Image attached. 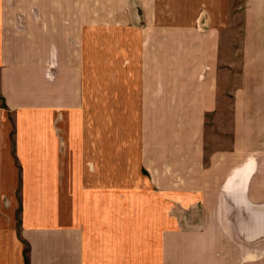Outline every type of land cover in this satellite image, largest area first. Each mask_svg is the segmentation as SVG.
I'll use <instances>...</instances> for the list:
<instances>
[{"label": "crops", "instance_id": "0c3cea01", "mask_svg": "<svg viewBox=\"0 0 264 264\" xmlns=\"http://www.w3.org/2000/svg\"><path fill=\"white\" fill-rule=\"evenodd\" d=\"M251 2L0 0V264L10 241L17 264L27 245L30 264H171L187 250L185 211L203 200L216 212L213 237L220 221L226 241L201 239L194 258L206 259L194 263L264 264L254 161L231 169L228 150L208 151L206 137L219 24L264 21ZM95 27L134 38L129 80L118 69L127 61L90 56Z\"/></svg>", "mask_w": 264, "mask_h": 264}, {"label": "rangeland", "instance_id": "374dc122", "mask_svg": "<svg viewBox=\"0 0 264 264\" xmlns=\"http://www.w3.org/2000/svg\"><path fill=\"white\" fill-rule=\"evenodd\" d=\"M232 5H237V0H233ZM251 9L257 13L259 10H264L263 0H253L251 2ZM235 8V7H234ZM250 8V7H249ZM240 9V8H238ZM241 10V9H240ZM256 15V14H255ZM261 15V14H260ZM241 17V16H240ZM242 18V17H241ZM257 19V20H256ZM260 20V21H259ZM22 25H26L27 22L22 21ZM31 24V23H30ZM142 21L137 23V26H141ZM201 24L206 26V19H201ZM225 24V23H224ZM219 24L218 35V61L220 67L218 68L219 77L221 79L218 89V101L217 107L207 112V146L208 151L225 152L228 150V158L232 160L231 169L242 167L248 160L254 161V176L251 180V188L253 191L262 190L264 186V21L255 18V21H251L246 26L248 29H244L242 19L239 18L238 23L226 28L225 25ZM214 27H216L214 25ZM24 28V27H23ZM107 28L97 27L91 28L90 33V56L97 58L98 56L107 58V60L114 59L119 62V59L127 61V68L118 67V69L127 74V79H130L131 73L129 65H135L138 58V52L135 48L134 38L128 36L125 40H120L123 34L113 31L105 30ZM233 42L229 46L228 38L232 37ZM228 40V43H227ZM232 40V38H231ZM98 44L100 46L98 47ZM244 46V50L242 48ZM228 45V50L226 49ZM95 53V54H94ZM114 61L110 62L111 67H107V71H110L114 64ZM229 63L227 69L226 63ZM258 63V66H257ZM262 69V77L258 80L257 75L253 76L254 69ZM256 72V71H255ZM229 88V91L225 89ZM98 90H90V98L93 103L97 101ZM91 101V103H92ZM128 111V109H126ZM133 110V109H132ZM134 114H131V121H134ZM209 155L211 154L208 152ZM225 162V161H224ZM230 166V165H229ZM216 170V169H215ZM218 171V170H217ZM213 194L205 195L207 197H213ZM223 197L224 195H218ZM203 197V195H202ZM200 204V203H199ZM10 205V203H8ZM201 210L186 209L187 224L185 227L186 247L187 250L182 257H176L171 259V264H195L194 261L205 262V256L201 258H194L201 251L205 253V247L200 241L201 239L211 238L215 239L222 244L226 241L224 235V227L220 221L218 222L219 234L213 237L211 233L217 226L212 223L216 212L211 215L209 209L212 202L203 200ZM177 213V211H176ZM19 217V216H18ZM21 217V216H20ZM238 217L241 218V212L239 211ZM194 218L197 220L194 221ZM212 218V221L210 219ZM22 219V218H20ZM10 225L11 217L9 213H5V220ZM185 221V219L183 220ZM196 222V223H193ZM2 224V223H0ZM22 224V222H21ZM6 228V224H5ZM183 227H174L175 230ZM238 228H240L238 226ZM12 229V226L10 227ZM189 234V235H188ZM222 234V235H220ZM183 238V236H182ZM179 233L176 234V238L173 242V246H178ZM173 238H171V241ZM215 241V246L216 245ZM200 242V248L198 243ZM185 244V242H183ZM207 242L205 245H210ZM218 247L224 245H219ZM10 245V264H17L14 257V249L12 241ZM26 261L29 263V247H24Z\"/></svg>", "mask_w": 264, "mask_h": 264}]
</instances>
